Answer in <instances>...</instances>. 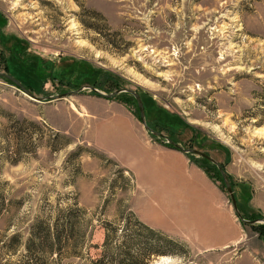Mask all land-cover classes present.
I'll list each match as a JSON object with an SVG mask.
<instances>
[{
	"label": "rangeland",
	"instance_id": "obj_1",
	"mask_svg": "<svg viewBox=\"0 0 264 264\" xmlns=\"http://www.w3.org/2000/svg\"><path fill=\"white\" fill-rule=\"evenodd\" d=\"M6 72L35 98L65 96L35 102L0 78V264H97L135 243L165 253L146 264H264L262 224L239 221L207 160L186 156L236 236L215 250L151 228L153 210L134 198L148 191L151 154L132 127L97 125L93 147L70 119L84 117L81 101L98 113L113 103L170 148L140 124L131 96L85 87L135 92L149 128L222 166L243 220L263 221L264 0H0Z\"/></svg>",
	"mask_w": 264,
	"mask_h": 264
},
{
	"label": "crops",
	"instance_id": "obj_2",
	"mask_svg": "<svg viewBox=\"0 0 264 264\" xmlns=\"http://www.w3.org/2000/svg\"><path fill=\"white\" fill-rule=\"evenodd\" d=\"M79 105L85 111L84 117L76 118L73 114L70 118L71 126H87L85 135L89 139L86 141L91 146L95 147L94 140L99 127L97 125L110 133L125 126L135 130L148 149L145 151L151 154L143 163V179L147 184L144 185L148 191L140 193L135 187L134 198L143 207L152 209L155 216L150 222L136 213L142 222H150L151 228L160 230L169 238L178 237L186 242L196 243L200 250L225 248L236 241L231 229H226L225 214L229 224L231 218L229 212L223 208L222 196L213 190L211 183L206 181L196 167L189 165L185 155L146 139L138 128V121L120 106L112 103L105 107L106 111L98 113L87 101H81ZM67 119L69 117L66 122ZM189 180L196 185L195 188L189 185ZM228 227L232 228V225Z\"/></svg>",
	"mask_w": 264,
	"mask_h": 264
},
{
	"label": "water",
	"instance_id": "obj_3",
	"mask_svg": "<svg viewBox=\"0 0 264 264\" xmlns=\"http://www.w3.org/2000/svg\"><path fill=\"white\" fill-rule=\"evenodd\" d=\"M0 78H3V79H7L9 80L14 86H16L18 88V90L23 93L24 95H26L28 98L32 99L33 101L35 102H45V101H49V102H52V100H62L64 99V96L65 95H59V96H54V97H51V98H44V99H39V98H35L22 84H19L12 76L8 75V74H5V73H0ZM85 89H88L90 90L92 93H94L95 95H99V96H103L105 98H108L110 99L111 97H114L116 94L120 93V92H127L129 93L130 95H132L136 101V104H137V110H139V121H140V124L143 125L144 129L149 132L152 136L156 137V138H161L163 139V142L168 144L171 148L175 149L176 151L182 153L183 155L187 156L189 154H192V155H195L199 158H204L206 159L211 165L215 166L220 175H221V178H222V181H224V185H225V189H226V193L227 195L229 196L230 198V202H231V206H232V210H234L235 212V215L236 217L239 219V221H241V223L243 224H264V220L263 221H259V220H255V221H245L243 220L242 218V215L240 213V211L238 210L237 208V202H236V199H235V196L233 195V192H232V187L230 185V182L228 181V178L222 168V166H220L218 163H216L212 158H210L208 155H206L205 153H201V152H198L196 150H193V149H183L181 146H179L177 143H175L173 140H169L167 138H165L162 134L158 133V132H154L152 131L148 124H146V120H145V110L143 109V104H142V100L141 98L139 97V95H137L135 92L131 91V90H128V89H125V90H120V91H117V92H114V93H111V95H105V94H102L100 93L97 89L95 90L94 88L92 87H85ZM83 89H81L80 91H82ZM80 91H77V92H70V94H75V93H80ZM69 94V93H68Z\"/></svg>",
	"mask_w": 264,
	"mask_h": 264
},
{
	"label": "trees",
	"instance_id": "obj_4",
	"mask_svg": "<svg viewBox=\"0 0 264 264\" xmlns=\"http://www.w3.org/2000/svg\"><path fill=\"white\" fill-rule=\"evenodd\" d=\"M5 74H8L7 72ZM5 80V79H4ZM7 82H9L10 84H12L9 80H5ZM18 123H26L30 126H36V124L34 122H29V121H25V120H22V122H18ZM30 140V139H29ZM28 140V142H30ZM28 143H26V145H24V148H27V145ZM30 145L33 144V143H29ZM170 147V146H169ZM171 148V147H170ZM142 228V226H141ZM144 229V228H143ZM146 229V228H145ZM144 229V230H145ZM147 230V229H146ZM260 230H264V224L261 226ZM152 233V232H151ZM136 235V234H135ZM151 235H154L151 234ZM139 235L137 234V237ZM159 236L163 237L164 238V235L163 234H159ZM153 237V236H151ZM134 239H137V238H134ZM146 239H148L146 241V244H149V238L146 237ZM139 243V242H138ZM175 244H177L175 242ZM134 250V251H133ZM132 252V253H131ZM153 254H156V255H164L165 253L163 251H157L156 249H151V248H148V249H145V250H138L137 248V243L134 244V247L132 250L129 251V249L127 250V252H123L121 255H120V259L117 258L118 260H113V259H110L108 256L105 258L104 256L101 257L100 260L96 261L97 264H106L107 262H110L111 264H146V259H148L147 257L150 256V255H153Z\"/></svg>",
	"mask_w": 264,
	"mask_h": 264
},
{
	"label": "flooded vegetation",
	"instance_id": "obj_5",
	"mask_svg": "<svg viewBox=\"0 0 264 264\" xmlns=\"http://www.w3.org/2000/svg\"><path fill=\"white\" fill-rule=\"evenodd\" d=\"M117 91H120V90H117ZM116 91V92H117ZM125 95H128V96H131L133 99H134V97L132 96V95H130L129 93H127V92H125V93H123V92H120V93H118V94H116L114 97H116V98H118V97H121V96H125ZM123 98V97H122ZM123 99H126V98H123ZM133 101V100H132ZM134 101H135V99H134ZM136 102V101H135ZM136 107H137V104H136ZM143 109H144V105H143ZM145 110V109H144ZM139 111V110H138ZM138 115H139V112H138ZM146 120V119H145ZM202 159H204V158H202ZM206 160V159H205Z\"/></svg>",
	"mask_w": 264,
	"mask_h": 264
},
{
	"label": "bare ground",
	"instance_id": "obj_6",
	"mask_svg": "<svg viewBox=\"0 0 264 264\" xmlns=\"http://www.w3.org/2000/svg\"><path fill=\"white\" fill-rule=\"evenodd\" d=\"M261 135H262V132H261Z\"/></svg>",
	"mask_w": 264,
	"mask_h": 264
}]
</instances>
